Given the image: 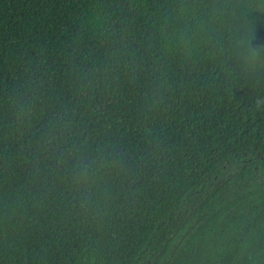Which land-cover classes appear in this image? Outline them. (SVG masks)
Returning a JSON list of instances; mask_svg holds the SVG:
<instances>
[{
	"label": "trees",
	"instance_id": "16d2710c",
	"mask_svg": "<svg viewBox=\"0 0 264 264\" xmlns=\"http://www.w3.org/2000/svg\"><path fill=\"white\" fill-rule=\"evenodd\" d=\"M0 264H264V0H0Z\"/></svg>",
	"mask_w": 264,
	"mask_h": 264
},
{
	"label": "clouds",
	"instance_id": "9594fccd",
	"mask_svg": "<svg viewBox=\"0 0 264 264\" xmlns=\"http://www.w3.org/2000/svg\"><path fill=\"white\" fill-rule=\"evenodd\" d=\"M261 106V102H258L257 103V107L259 108Z\"/></svg>",
	"mask_w": 264,
	"mask_h": 264
}]
</instances>
